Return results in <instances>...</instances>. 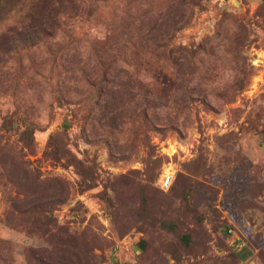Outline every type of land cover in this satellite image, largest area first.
<instances>
[{"label": "rangeland", "instance_id": "obj_1", "mask_svg": "<svg viewBox=\"0 0 264 264\" xmlns=\"http://www.w3.org/2000/svg\"><path fill=\"white\" fill-rule=\"evenodd\" d=\"M44 2L0 17V264H264V0Z\"/></svg>", "mask_w": 264, "mask_h": 264}, {"label": "trees", "instance_id": "obj_2", "mask_svg": "<svg viewBox=\"0 0 264 264\" xmlns=\"http://www.w3.org/2000/svg\"><path fill=\"white\" fill-rule=\"evenodd\" d=\"M14 1L15 0H2L1 1V4L3 3V6H2V8L0 7V17H2V15H7V14H9V12H10V9L9 8H7V5H11L12 3H14ZM17 1V0H16ZM42 2L43 4L45 3L44 1L45 0H39V2ZM0 4V5H1ZM37 4H40V3H38L37 2ZM37 4L35 5V6H33L32 8H29V10H30V12H32L31 13V15H28V17H31L32 19H33V15H35V13H36V11H37ZM21 10V9H20ZM13 31H16V29H14ZM13 31H8L7 29H5V30H1L0 31V41L3 43V40L7 37V36H9L10 34H11V32H13Z\"/></svg>", "mask_w": 264, "mask_h": 264}, {"label": "built area", "instance_id": "obj_3", "mask_svg": "<svg viewBox=\"0 0 264 264\" xmlns=\"http://www.w3.org/2000/svg\"><path fill=\"white\" fill-rule=\"evenodd\" d=\"M170 182H171V175H166L165 177H163L162 181H161V189L162 190H167L170 186Z\"/></svg>", "mask_w": 264, "mask_h": 264}]
</instances>
